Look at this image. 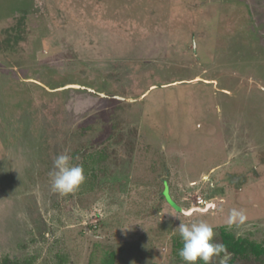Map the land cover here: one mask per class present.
<instances>
[{
    "label": "rangeland",
    "instance_id": "obj_1",
    "mask_svg": "<svg viewBox=\"0 0 264 264\" xmlns=\"http://www.w3.org/2000/svg\"><path fill=\"white\" fill-rule=\"evenodd\" d=\"M167 195L264 246V0H0V262L183 264Z\"/></svg>",
    "mask_w": 264,
    "mask_h": 264
},
{
    "label": "clouds",
    "instance_id": "obj_2",
    "mask_svg": "<svg viewBox=\"0 0 264 264\" xmlns=\"http://www.w3.org/2000/svg\"><path fill=\"white\" fill-rule=\"evenodd\" d=\"M78 159V158H76ZM74 157L64 151L55 156L52 168L48 173L50 187L54 193L67 195L76 191L86 180L85 170L82 163H74ZM181 215H192L191 213H177L171 215L173 220L179 223L172 227L173 235H179L182 247L177 254L183 264H213L216 257L223 258L221 264H227L231 254L223 243L217 242V233L214 226L205 220H196L187 223L180 222ZM247 219L245 212L233 208L228 216L227 223H243Z\"/></svg>",
    "mask_w": 264,
    "mask_h": 264
},
{
    "label": "trees",
    "instance_id": "obj_3",
    "mask_svg": "<svg viewBox=\"0 0 264 264\" xmlns=\"http://www.w3.org/2000/svg\"><path fill=\"white\" fill-rule=\"evenodd\" d=\"M221 234L223 237V244L226 246L227 250L233 254L228 264H232L234 259L238 256H242L243 258H251L254 256L258 258L264 255L263 245L257 244L245 237L236 238L232 233L225 231V229H222ZM0 264H32V261L27 260L20 263L17 260L12 261L5 257Z\"/></svg>",
    "mask_w": 264,
    "mask_h": 264
},
{
    "label": "water",
    "instance_id": "obj_4",
    "mask_svg": "<svg viewBox=\"0 0 264 264\" xmlns=\"http://www.w3.org/2000/svg\"><path fill=\"white\" fill-rule=\"evenodd\" d=\"M69 86H77V85H69ZM167 199H168V201L173 205V207H175V209H177V210H179V211H181V212H184V213H190V212H192L194 209H196V208H191V209H188V210L182 209L180 206H178L176 203H174V202L170 199V197H169L168 195H167ZM206 207H207V206H205L204 208H202V207H197V209H199V210H205Z\"/></svg>",
    "mask_w": 264,
    "mask_h": 264
},
{
    "label": "built area",
    "instance_id": "obj_5",
    "mask_svg": "<svg viewBox=\"0 0 264 264\" xmlns=\"http://www.w3.org/2000/svg\"><path fill=\"white\" fill-rule=\"evenodd\" d=\"M202 203H203V202L200 200V201H199V204H202Z\"/></svg>",
    "mask_w": 264,
    "mask_h": 264
}]
</instances>
